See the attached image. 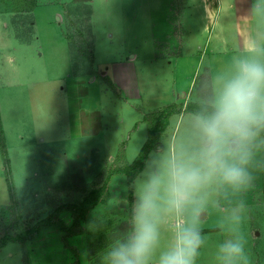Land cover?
<instances>
[{
	"label": "rangeland",
	"instance_id": "rangeland-1",
	"mask_svg": "<svg viewBox=\"0 0 264 264\" xmlns=\"http://www.w3.org/2000/svg\"><path fill=\"white\" fill-rule=\"evenodd\" d=\"M31 1L0 0V239L13 223L24 229L49 217L52 223L26 245L1 249L0 264H100L112 234L127 227L132 185L125 175H109L127 164L124 156L131 163L140 152L149 132L142 114L185 101L183 92L193 99L196 77L237 49L246 35L242 24L252 29L254 22L245 16L252 0H124L122 8L115 7L126 12L116 16L106 14V0H97L95 66L89 5L35 0V7ZM60 4L66 34L80 40L71 41L70 49L56 15ZM132 54L138 60L117 66L124 94L112 78L113 63ZM107 69L113 86L102 75ZM185 119H171L159 146L168 137L177 148L186 141ZM105 184L106 203L86 218L62 208L80 204L87 192ZM244 199L242 228L251 264H264V171ZM100 220V230L90 227ZM216 222L217 213L210 211L204 228H216ZM207 237L199 264H211L222 239L219 232Z\"/></svg>",
	"mask_w": 264,
	"mask_h": 264
},
{
	"label": "clouds",
	"instance_id": "clouds-1",
	"mask_svg": "<svg viewBox=\"0 0 264 264\" xmlns=\"http://www.w3.org/2000/svg\"><path fill=\"white\" fill-rule=\"evenodd\" d=\"M245 16L254 25L242 24L237 49L196 77L186 141L177 148L168 137L148 154L127 227L112 234L100 264H199L210 211L222 236L211 264H251L242 224L244 196L264 171V0H252Z\"/></svg>",
	"mask_w": 264,
	"mask_h": 264
},
{
	"label": "trees",
	"instance_id": "trees-1",
	"mask_svg": "<svg viewBox=\"0 0 264 264\" xmlns=\"http://www.w3.org/2000/svg\"><path fill=\"white\" fill-rule=\"evenodd\" d=\"M32 4L35 6L37 2L35 0L31 1ZM36 7V6H35ZM34 7V8H35ZM87 14H90V8L87 11ZM90 35L92 36V30L89 25ZM81 38L85 36L84 31H79ZM66 37L70 41H76L74 35L66 34ZM92 38V37H91ZM80 41V40H77ZM76 41V43H77ZM86 42L82 40V44ZM93 51L90 53V60L92 63L95 61L94 57V45L93 42L91 43ZM104 80H106L110 85L113 86L112 81L108 76H104ZM194 104L192 102H188L186 105L184 104H177L172 103L165 106L163 109L156 113H152L146 117V121L149 125V137L143 147L141 148L138 156L136 159L124 166L116 167L110 172L109 177L113 175H125L127 177L128 184L131 186L133 184L134 179L139 174V172L144 167V161L147 159L148 154L152 152V150L156 149L161 144V138L166 129L170 124V118L174 114L179 113H189L193 110ZM0 134L3 135V123L0 113ZM2 146H6L4 137H1ZM7 154V153H6ZM8 157V155H6ZM9 187H10V194L14 204V211L17 215H20V204L18 202L17 194L15 192V188L13 183L9 179ZM107 186L106 184L103 187H98L91 189L87 192L85 198L82 200L80 204H73V205H66L62 207L64 210H70L79 215L80 218H86L87 215L91 212L96 210V208L101 203H106V200L103 198L106 192ZM132 190V188H131ZM133 196V190L131 191ZM52 223V217L45 219L41 223L37 224L34 227L29 229H24L23 226H19L18 223H13V228L8 229L5 235L2 236L0 239V250L5 248L10 243L22 244L26 245L28 241L32 240L35 235L41 230L44 225H50Z\"/></svg>",
	"mask_w": 264,
	"mask_h": 264
},
{
	"label": "crops",
	"instance_id": "crops-1",
	"mask_svg": "<svg viewBox=\"0 0 264 264\" xmlns=\"http://www.w3.org/2000/svg\"><path fill=\"white\" fill-rule=\"evenodd\" d=\"M67 2H70V3H74V2H79V3H81V2H83V3H85V4H88L89 5V7H90V14L88 15V20H89V23H90V28H91V30H92V40H93V45L95 46V44H94V38H95V36H96V30H95V28H94V19H95V16H96V12H95V10H94V4L96 3V1L97 0H66ZM128 1L129 0H127L126 1V3H128ZM62 2V1H61ZM106 3L107 4H110V6L108 7V10L106 11V14L108 15V16H116V15H118L119 13L121 14V13H125L126 11H124V12H122V9L120 10V12H119V10L115 7L116 5L115 4H117V3H121V8H122V5H123V3H124V0H106ZM76 4H78V3H76ZM56 15H58V20L60 21V24H61V29H62V34H63V37L65 38V40H66V43H67V45L69 46V49H70V45L72 44L71 43V41L70 40H68L67 39V37H66V30H67V27H66V19H65V21H64V9H63V5L62 4H60L59 6H57V10H56ZM108 18H114V17H108ZM114 34L113 33H110V35H109V39H110V41H113L114 39ZM70 52H71V50H69ZM176 55V54H175ZM94 57H95V50H94ZM136 60H138V54H132V56L130 57V58H127L126 60H120V61H114V68H113V75H112V78H113V80L115 81V83H116V85L118 86V88L120 89V90H122V92L125 94V86H124V84H122V76H121V74H120V72L118 71V69H117V66H129V65H131L132 63H133V61H136ZM171 62V61H170ZM94 66H95V61H94ZM73 71V70H72ZM101 69H100V71H99V73H101ZM108 72H109V69H107L105 72H103L102 73V75H104L105 74V76L108 74ZM72 74V73H71ZM91 77H93V76H91ZM90 77V78H91ZM183 95H184V97H186V100L185 101H183V102H180V103H178V102H174V103H177V104H179V105H181V104H184V105H186L188 102H191L192 100L189 98L188 99V97L190 96L189 95V93H188V95H187V93H185V92H183ZM192 97V96H191ZM172 104V103H171ZM169 105V104H168ZM167 106V105H166ZM165 107V106H164ZM163 107V108H164ZM162 108V109H163ZM158 111H160V109H158L157 111H144V114H142L143 116H142V118H143V122H144V124L146 123V125L148 126V122L146 121V117L148 116V115H150V114H152V113H156V112H158ZM186 114L187 113H185V112H183V113H179V114H174V115H172L171 116V118H170V123H171V119L174 117V116H179V120L181 119V117H185L186 116ZM86 121L87 122H89V120L87 119V116H86ZM87 125H89V124H87ZM90 126L92 127L91 128V131H89L90 133H94L95 131H96V129L94 130V125L93 124H91L90 123ZM135 127H137V125L135 126ZM169 127H170V124H169V126H168V128L166 129V131L164 132V134L162 135V138H161V141L163 140V138L164 137H166L167 135V131H168V129H169ZM148 129H149V126H148ZM148 137H149V132H148V136L146 137V139H145V142L147 141V139H148ZM172 137H174V134H173V136ZM145 142H144V144H145ZM143 144V145H144ZM143 147V146H142ZM117 154H119V152H117L116 153V155ZM139 154V153H138ZM115 155V156H116ZM138 156V155H137ZM125 157V159H126V161H127V163L128 164H130L129 162H128V160H127V158H126V156H124ZM136 159V158H135ZM132 163V162H131ZM128 182V181H127ZM253 191V190H252ZM251 195V194H250ZM252 199H253V194H252ZM216 230V231H215ZM204 231H205V233H206V235H209V234H211V233H217V232H219L218 230H217V228H210V229H207V228H204Z\"/></svg>",
	"mask_w": 264,
	"mask_h": 264
}]
</instances>
